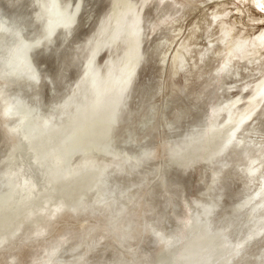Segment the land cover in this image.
<instances>
[{"label":"rangeland","instance_id":"obj_1","mask_svg":"<svg viewBox=\"0 0 264 264\" xmlns=\"http://www.w3.org/2000/svg\"><path fill=\"white\" fill-rule=\"evenodd\" d=\"M42 1L0 0V16L19 24L27 36L40 39L42 44L33 52L35 70L41 78L33 82V90L29 75L17 71L12 75L13 84L4 87L12 88L11 93L25 92L35 99L32 103L39 101L43 112L50 113L72 94L82 78L89 41L99 33L113 0H83L78 20L66 37L64 32L49 34V23L43 26L39 16L44 10ZM77 1L61 0V3L66 6L70 2L72 6ZM133 1L143 18L144 59L130 83L129 100L120 106V120L114 123L118 126L114 125L111 133L106 131L103 138L87 136L80 144L96 147L98 141H105L112 148L110 151L118 150L121 158L124 152L140 155V160L124 158L127 160L124 167L110 175L106 205H95L93 213L86 209L72 216L63 214L59 220L48 223L46 235H36L29 225V229L0 246V264H160L167 252L166 247L164 253V236L181 240L216 227L236 235L247 223L264 218V207L255 209L264 198V96L261 98L256 90L264 79V0ZM17 48L16 59L27 56L28 45L24 43ZM15 51V47L5 49L6 53ZM121 51L115 50L113 58L119 57ZM109 56L107 50L98 55V64L103 69ZM254 97H258L255 115L238 124V119L252 109L248 106ZM237 98L241 99L237 105L238 121L228 122L227 113L222 111L215 127L205 128L215 109ZM19 101L24 103L25 98ZM2 106L0 100V176L14 164L18 147L5 127ZM91 117L75 125L83 120L93 124L95 120H89ZM236 123L242 128L236 127ZM12 124L14 120L9 121ZM192 132L201 134L207 142L202 139L197 146L190 145L193 152L188 147H184L188 153L181 148L171 150V143L178 138L186 142ZM234 138L238 140L232 143L223 163H216L228 147L227 141ZM80 154L76 153V162ZM219 170L220 179L213 176ZM85 197L93 206L95 195ZM248 198L254 199L242 208ZM205 205L212 207L202 219L206 225L193 228L196 226L189 223L193 221L189 220L190 213L199 211L203 215L201 207ZM3 233L10 232L0 230ZM230 239L234 243L239 238ZM235 246L228 250L229 254ZM249 246L247 254L243 251L233 256V261H222L225 254H220L211 262L264 264V233ZM170 252V257L177 254Z\"/></svg>","mask_w":264,"mask_h":264},{"label":"bare ground","instance_id":"obj_2","mask_svg":"<svg viewBox=\"0 0 264 264\" xmlns=\"http://www.w3.org/2000/svg\"><path fill=\"white\" fill-rule=\"evenodd\" d=\"M82 1L78 0L72 6L68 2L66 6H63L61 0H43L42 6L44 10L39 12V16L41 21H44L43 26L47 23L50 24L48 33L58 34L64 32L65 37L69 36L82 10ZM131 1L113 0L109 14L101 22L99 33L89 41L90 50L82 78L72 94H69L55 109L53 106L54 110H51L52 112L50 113L43 112L41 104L38 103L39 101L36 104L32 103L31 101L35 99L26 96L25 92L17 91L11 93L12 88L7 89L4 87V85L13 84L12 75H15L17 71L26 72L29 75V79L32 82L31 89L33 90V82L41 79L39 78L38 70H35L33 52L38 47H41L42 44L40 39L27 36L25 30L21 29L19 24L12 23L6 17L0 16V100L3 105L2 115L7 131L18 145L17 150L15 149L17 153L13 159L14 164L0 176V230L5 229L10 232L8 234H0V246L10 241V239H15L22 233L21 231L29 229V225L37 232L36 235H46L44 232L49 230L48 223L52 222V220H59L63 217V214L72 216L73 214L85 212L86 209L93 213L95 205H106L110 195V175L122 169L124 161L128 157H133L131 159H139L141 157L140 155L133 156L123 152L124 155L121 158L122 156L117 153L118 150L116 152H112L114 149L110 151L112 148L108 147L105 141H98L96 147L90 145L87 147L83 146V148L81 147L83 144H80L81 140L87 136H101L103 138L106 131L110 132L114 125H117L114 123L120 120L118 117L119 108L122 104L124 106L128 102L130 83L133 82L137 68L144 59V52L141 46L144 32L143 18L137 9V3L134 1L132 3ZM70 10H72L71 13ZM53 22H55L56 26ZM46 36L49 35L47 34ZM24 43L29 47L27 56L21 60L16 59L19 57L16 55L19 51L17 45H24ZM13 47L16 48L15 53L5 52V49L9 51ZM119 49L122 50V54L113 58L114 51ZM104 50H107L110 56L106 68L103 69L98 64L97 58ZM26 59L27 64L25 63ZM23 80L25 82V79ZM256 90L262 98L264 96V79L258 84V89ZM115 95L117 97L113 99ZM20 98H25V102L21 103L19 101ZM257 99L258 97H254L251 100V104L248 107L252 109L241 116L238 119L239 121L237 120L239 117L237 115V105L241 99L237 98V100L230 102L217 111L215 109L214 116H210V122L206 124L205 128L217 123L216 118L222 111L227 113L228 122L237 120L239 124L250 119L257 110ZM255 103H257L256 106ZM39 110L43 113L40 114ZM89 115L90 117L92 116L89 120H95V122L92 120L93 124L88 123V121L84 123L83 120L82 123L75 125L76 122L83 118L85 119ZM11 120H14V124L9 125ZM228 122L226 121V123ZM238 124L236 127H239ZM198 131L196 130V132ZM232 135L229 138H232ZM187 138L188 141L186 140V142L183 140L184 138L181 140L178 138L173 143L170 142L171 150L175 151L177 150L176 148L186 149L187 147L190 150L192 149H189L190 145L193 147L196 143L195 145L197 146V142H201L203 139L201 134L195 132H192L191 135L188 134ZM110 139L112 142L113 139ZM87 140L94 141L92 138ZM235 140H238V138L231 139V142L226 140L229 145L227 147V142L225 143L227 148L224 151L222 150V154H224L221 160L216 163H223V158L227 155ZM215 142L217 141L215 140ZM218 142L221 143L220 139ZM210 145L212 148V144ZM164 148L166 149V147ZM205 148L207 149V147ZM202 149L201 147V151H203ZM208 150H210L209 147ZM211 150L213 151V149ZM190 151L193 152V150ZM77 152L78 154L81 153V158L76 162ZM147 152L149 151L147 150ZM185 152H187V149ZM98 154L103 155V157H98ZM178 154H175V156H178ZM196 154L199 156V153ZM109 155H113V158ZM111 158L112 160H109ZM174 158L178 161L177 157ZM221 173V170L215 171L213 176L218 177ZM85 194L87 196L95 195L93 206L89 205L90 203L85 199ZM77 199L78 202L76 203L75 200ZM253 199L249 200L248 198L243 203L242 208H245ZM4 201L8 202L5 205L1 204ZM17 202L19 203L17 204ZM258 204L263 205L258 208L256 206L255 209L257 211L264 207V198ZM197 205L201 204L197 203ZM201 208L203 215L199 211L193 212L192 215L190 213L189 220L193 219V221L191 220L189 223L196 226L192 225L193 228H200L202 225H206L204 224L206 222L202 221V219L206 218L208 212L212 209L209 205ZM185 226H187V223ZM263 233L264 218H259L247 223L236 235H229L224 228L217 229L216 227L211 231L205 230L196 236L193 235L190 238L186 237L181 240L175 236H172V238L164 236V253L166 247L167 252L160 264H214L211 261L215 259L216 255L220 256V254H225L222 261L227 263L233 261V256L240 255L243 251L244 255L247 254V249L250 247L249 244L253 240L259 239ZM234 236L239 239L233 243L230 238ZM233 244L236 246L233 247L232 253L229 254L228 250ZM170 251H173L172 253L174 254L177 252L175 257H170L172 255ZM54 256L55 254L51 255V258ZM221 263L223 262L219 264Z\"/></svg>","mask_w":264,"mask_h":264}]
</instances>
